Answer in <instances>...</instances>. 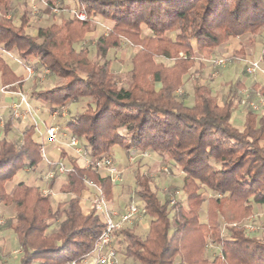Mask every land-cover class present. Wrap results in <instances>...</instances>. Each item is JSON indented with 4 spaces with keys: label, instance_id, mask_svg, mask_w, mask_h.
<instances>
[{
    "label": "trees",
    "instance_id": "16d2710c",
    "mask_svg": "<svg viewBox=\"0 0 264 264\" xmlns=\"http://www.w3.org/2000/svg\"><path fill=\"white\" fill-rule=\"evenodd\" d=\"M76 2L75 11H83L85 20L72 15L60 24L37 29L33 36L25 31L26 16L15 24L8 17L10 1L0 0V49L14 51L24 66L47 70L62 81L31 93L52 111L89 98L85 110L66 127L86 141L92 159L113 147L149 150L183 174L185 205L173 196L172 201H160L151 178L135 173V197L151 220L144 237L130 229L116 236L122 259L136 264H264V239L247 235L241 225L232 226L251 216L253 204L264 205V115L258 117L247 109L243 129L232 125L235 98L244 89L241 82L234 83L222 104L202 84L193 87L191 106L175 97L198 56L211 54L230 39L264 30V0ZM97 18L112 25L95 40V56L90 59L82 43ZM123 41L138 48L131 58L126 88L117 87L106 58ZM166 60L172 64L166 66ZM0 83L7 90L23 86V79L2 58ZM252 89L264 101V87ZM34 134L31 126L23 130L20 142L7 140L6 133L0 139V204L14 213L9 226L21 251L18 264L82 262L93 251L104 225L93 210L82 212L80 195L89 183L109 200L112 180L72 162L60 188L71 198L62 204L54 206L50 195L23 182L7 193L6 182L43 159ZM202 187L215 195L205 199ZM209 240L220 250L211 261L205 256Z\"/></svg>",
    "mask_w": 264,
    "mask_h": 264
},
{
    "label": "rangeland",
    "instance_id": "374dc122",
    "mask_svg": "<svg viewBox=\"0 0 264 264\" xmlns=\"http://www.w3.org/2000/svg\"><path fill=\"white\" fill-rule=\"evenodd\" d=\"M9 1L11 10L8 17H12L14 19V23L18 25L21 16H26L28 26L25 31L29 35H33L34 30L38 27H47L52 25V23L55 24L57 22L60 24L62 21V19H60V15L67 11L68 13H65L67 14V17L64 19L70 18L72 13L77 8V0ZM48 1H52L50 12L46 9ZM52 8H55L56 12H52ZM14 13L16 14L15 16ZM111 25V23L106 22L101 18H97L94 29L85 36L86 38L84 39L82 45L87 47L90 59H94L95 56V40L100 35L105 34L111 28ZM146 33L147 30L143 27L142 34L144 35ZM257 36L260 38L259 40H257L258 37L254 35L242 36L244 38L240 40H234V38L230 39L227 41L230 52L229 54H226V52L225 54L219 53L218 50H215L209 55L203 54L198 56L196 64L190 69L189 73L183 77V87L178 89L175 93L176 99L183 102L186 106H191V94L193 87L196 84H202L209 87V89L216 94L215 99L221 103L228 97L223 94L224 87L229 84L233 87L234 83L241 82L243 83L244 89L239 90L237 92V97L235 98V104L240 106V108L236 109L233 114L238 115L242 109L259 111L263 107L262 99L251 89V87L257 81L264 78V61L261 59L264 55V30H262ZM254 42H258L259 45L254 44ZM222 46L223 45L220 47ZM78 47L79 45L76 46L77 50ZM137 50V47L123 41L118 49H111L108 52L106 58L111 63L112 78L117 87H128L130 83V71L132 68L131 58ZM219 60H223V62L219 63ZM157 61L159 60L157 59ZM163 62L166 66H170L172 64V61L166 60ZM252 63H256L257 66L254 68V72L248 73L247 69L253 68ZM200 64H202L203 68H200ZM61 83L62 81L60 79L49 75L48 71H32L31 75L26 73V84L23 87L26 92L23 91V95L29 102H31L30 100L32 99L29 94L32 91L36 89L48 90L60 85ZM220 96H222L221 100L218 99ZM88 102L89 98L85 97L57 108L56 114L53 116L51 121L53 123L52 126L56 128V142H60V134L64 132V128H59L62 123L60 121L61 118L65 117L70 121L76 115L85 110ZM9 113L12 116L11 110ZM18 113L20 115L24 114L20 108ZM63 113H65V115ZM20 115L19 118L21 117ZM0 116L3 117V115ZM231 123L234 127H237L238 125V122H234L232 118ZM242 125L243 120L241 121V126ZM16 137L20 138L19 135H16ZM69 138L70 136L68 135L67 139H63L70 141ZM64 145L65 144H62L61 146ZM74 148L76 150L79 149L77 155L83 154L84 150L87 152L89 151L84 139L81 140L79 146H74ZM59 165L60 163H57L55 165V169ZM114 165L119 171L116 182L122 187L125 199L126 195L130 193L132 188H134V175L138 172L146 174L151 178V188L156 193L160 201L167 198L172 201L174 199L172 198L173 196L178 198L182 205H185V197L181 192L183 174L179 168L173 165L169 160L163 159L158 154L149 150L131 151L129 153L122 151V157L120 158L119 163H115ZM63 167L65 166L63 165ZM200 193L205 199L215 195L213 192L203 187L200 189ZM205 209L204 204L199 214L201 222L205 221ZM13 214L14 213L11 208L4 207L0 204V219L2 221V225H0V264H18V258L21 254L20 248L18 247L17 241L9 226V223L12 220L11 215ZM150 220V217H146L142 223L143 226L145 227L148 225ZM245 221L249 222L248 225L254 228L255 233L259 236L260 233L264 231V205L253 204V212ZM222 230L225 231L224 227ZM246 231L250 233L249 231L251 230L248 228ZM142 232V228L140 227L135 230V233L138 234H141ZM140 236L143 237V233ZM118 239L120 240V237L115 239L114 245H116L119 249V254L122 258ZM219 254V246L209 240L205 252L206 258L211 261Z\"/></svg>",
    "mask_w": 264,
    "mask_h": 264
},
{
    "label": "crops",
    "instance_id": "0c3cea01",
    "mask_svg": "<svg viewBox=\"0 0 264 264\" xmlns=\"http://www.w3.org/2000/svg\"><path fill=\"white\" fill-rule=\"evenodd\" d=\"M64 3H66V2H64ZM68 3H70V2H68ZM65 13H68V12L66 11V12H64V14L60 15V19H64L67 17V14H65ZM15 15L16 14L14 13V16ZM52 24H54V23H52ZM55 24H59V22H57ZM39 28H44V27H38L37 29H39ZM36 30H34L33 36L37 32ZM254 36L258 37L257 35H254ZM242 38H244V37H236V38H234V40L235 39L240 40ZM259 39L260 38L258 37L257 40H259ZM227 44L228 43H225L222 47L217 49L219 51V53H224V54H225V52H226V54L230 53ZM254 44L259 45L258 42H256V43L254 42ZM0 58H2L5 61V63L12 69V71L15 73L16 76H20L23 79V86L19 88L15 85L13 90L3 89L1 86V83H0V115H3V117L0 116V139H2L6 133L5 138L7 140L20 142L21 141V134H22L23 130L25 128L32 126L35 129V134H34L33 138L40 145V149L41 148L43 149V153L45 154L44 155L45 159H42L41 163L38 166L26 167V168L20 170L14 176L12 181L6 182L4 185L5 191L7 193H9L15 184L23 182L27 186H30V187H34V186L39 187L41 189V191L46 189V188L50 189V191L52 192V195H50V198H51L53 205L55 206V205L62 204L67 199L71 198V196L63 194L61 192L60 188L66 182V174L60 175L56 171L55 165L57 163H60V164H63L66 167V169H70L71 163L75 162L79 167L83 168V167H89L88 166L89 162L93 161L95 159H92L89 156V151L87 152L85 150H84V153L81 150V152L83 154L77 155V153L79 152V149L76 150L74 148V146L69 145V141H66L63 139V138L67 139L68 135L70 137L73 136L71 131L66 127L69 120H67V118H65V117L61 118V120H60L62 123L60 124L59 128H64V132L60 134V139L58 138L60 142H56L55 139L51 140L48 137L46 130L49 127H53L52 126L53 123L51 121H52L53 116L56 114V110L52 111L51 108L47 104L33 99L31 97V93L33 91L29 94V96L31 97L32 100H30L31 102H29L27 100L28 107H26L20 101V96L23 95V91L26 92L25 89H23V87L26 84V68L28 66L23 65L22 61L18 58V56L16 55V53L14 51L4 52L3 50L0 49ZM261 59L263 60V58H261ZM31 69L33 71H35L32 67H31ZM42 71H44V70H42ZM262 79H260L255 84H253L252 87L254 85L264 87V78H262ZM252 87H251V89H252ZM39 90H43V89H36L34 91H39ZM232 90H233V87H231V85L229 84L226 87H224L223 94L228 96L229 91L232 92ZM252 90L254 91V89H252ZM254 92L257 93V91H254ZM211 95L214 98L216 97V94H214L212 91H211ZM258 96L260 97L259 94H258ZM221 98H222V96H220L218 99L221 100ZM191 100H192V104H193V91L191 94ZM220 104H222V102ZM16 105H18L20 110L22 112H24V114H21V115L19 114L21 116L20 118L19 117L14 118V117H12L13 115L11 116V114L9 113L10 110L12 112L13 107H15ZM262 106L263 107L259 111H255V113L257 114L258 117H260L261 115H264V101H263V99H262ZM35 108H37V109H35ZM238 108H240V106L237 105L236 109H238ZM18 111H19V109H18ZM245 113H246V109H242L238 113V115L233 114V113H232L233 115H231V118L233 119V121L238 122V125L235 128L239 129L240 131L243 129V125L241 126V121L243 120V124H244ZM63 114L65 115V113H63ZM16 135H19L20 138H17ZM55 138H56V135H55ZM78 139H79L78 142L80 145L81 140H83V138H78ZM62 140H64V141H62ZM58 144L60 145V147ZM62 144H65V145L61 146ZM122 151L129 153L131 151H141V150L125 151V150L120 149L118 147H113L112 150L110 151V153H108V155L111 157L114 164L119 163L120 158L122 157ZM62 152H63V154L61 155ZM70 154H75V155H70ZM95 171L97 173H99L101 176H109V174L107 173V171L105 169H98ZM50 173H53L55 175L51 180L48 179V175ZM134 177H135V175H134ZM134 182H135V178H134ZM112 183H113L112 195H111V198L109 200H107L108 206L110 209H112L116 212H121V211H123L126 204L129 202V200L132 199L133 191L135 190V185L133 184L134 188H132L130 193L126 195V199H125V196L123 195L122 187L120 185H118L117 182H112ZM95 194H96V189H94V187H91L89 185H87L86 189L82 191L80 198H79L80 199L79 204H80L81 210L84 214H88L92 210L91 209V202H92ZM133 198H134V201L138 205L141 206V203L137 202L136 197H133ZM205 206H206V204H205ZM7 208H11V207H7ZM13 217H14V214L11 215V218H13ZM146 217H148V216L144 215V217L141 219V221L134 223L132 228H130V230H133L135 233V230L140 227V228H142V231H143L142 233H143V237H144L148 232V226H149V224H148L144 227L142 224ZM136 234L139 236L141 235L138 233H136ZM253 237H256V236H253ZM127 262L129 263L130 261L126 260V263ZM134 264H136V263H134Z\"/></svg>",
    "mask_w": 264,
    "mask_h": 264
},
{
    "label": "built area",
    "instance_id": "2783aa9c",
    "mask_svg": "<svg viewBox=\"0 0 264 264\" xmlns=\"http://www.w3.org/2000/svg\"><path fill=\"white\" fill-rule=\"evenodd\" d=\"M52 12H56L55 8H52ZM73 16L78 18L79 20H85L86 15L83 11H74L72 13ZM219 63H222L223 60H219ZM253 68L247 69L248 73L254 72V68L257 66L256 63H252ZM32 69L30 67L26 68V73L28 75L32 74ZM44 72H47V70H44ZM20 101L28 107L27 99L22 95L20 96ZM19 106L16 105L12 109V115L14 117H19L18 113ZM46 133L48 137L51 140L55 139L56 135V128L55 127H49L46 130ZM79 139L76 136H71L69 145L70 146H78L79 145ZM42 158L45 159L43 149H40ZM89 167H91L94 170L98 169H105L107 173L109 174L112 182H116L119 171L115 167L111 157L108 154H102L100 157L96 158L93 161H90L88 164ZM69 169H66L63 167V165H59L56 168V171L60 175H64L67 173ZM55 175L53 173H50L48 175V179L51 180ZM91 187H94L96 189V194L91 202V209L100 217V219L103 222V229L101 232V235L99 239L97 240L95 247L93 251L88 254L82 262H76V261H70L66 264H134V263H126L119 254V249L114 245L116 236L125 229L132 228L133 224L136 222L141 221V219L145 215V211L143 207L139 206L135 201L134 198L137 194V190L135 189L133 191L132 199L129 200V202L124 207L123 211L116 212L109 208L108 202L102 192L96 188L95 186L91 184H87ZM42 193L47 195H52V192L50 189L46 188L42 190ZM248 221H244L243 223L239 224H233L232 226H243L245 232L249 236H256V237H264V231L260 233L259 236L255 233L254 228L250 227L248 225ZM0 225H2V221L0 219ZM248 228L251 230L248 233L246 230Z\"/></svg>",
    "mask_w": 264,
    "mask_h": 264
}]
</instances>
